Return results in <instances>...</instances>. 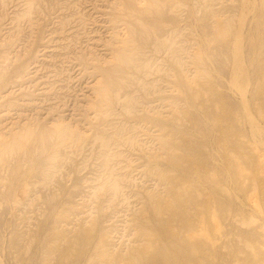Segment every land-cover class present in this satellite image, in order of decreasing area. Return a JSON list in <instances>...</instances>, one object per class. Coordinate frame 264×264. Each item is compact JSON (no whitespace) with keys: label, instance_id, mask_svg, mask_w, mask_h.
<instances>
[{"label":"rangeland","instance_id":"rangeland-1","mask_svg":"<svg viewBox=\"0 0 264 264\" xmlns=\"http://www.w3.org/2000/svg\"><path fill=\"white\" fill-rule=\"evenodd\" d=\"M0 135V264H264V0H0Z\"/></svg>","mask_w":264,"mask_h":264},{"label":"bare ground","instance_id":"bare-ground-1","mask_svg":"<svg viewBox=\"0 0 264 264\" xmlns=\"http://www.w3.org/2000/svg\"><path fill=\"white\" fill-rule=\"evenodd\" d=\"M156 5V4H155ZM153 7V6H152ZM154 8V7H153ZM246 21V20H245ZM243 25H244V23H243ZM241 27H243L242 25H241ZM239 32V31H238ZM240 36V35H239ZM241 37V36H240ZM236 38L238 39L239 37H237L236 36ZM240 39V38H239ZM165 40V39H164ZM235 44H237V43H235ZM233 46H234V44H233ZM239 49H241V48H239ZM239 51V50H238ZM237 52V51H236ZM242 53V52H241ZM236 54H238V53H236ZM240 54V53H239ZM235 55V54H234ZM235 58H237V57H235ZM235 58H234V60H235ZM145 65H147V64H145ZM237 65V64H236ZM233 66V65H232ZM244 66V65H243ZM130 67V66H129ZM240 67V66H239ZM243 68H245V66L243 67ZM244 71V70H243ZM245 73V72H244ZM243 73V74H244ZM240 76V75H239ZM247 76V75H246ZM235 77V76H234ZM241 78V77H240ZM234 79H236V78H234ZM242 79V78H241ZM237 81V80H236ZM123 82V81H122ZM244 85V84H243ZM239 87V86H238ZM242 90V89H241ZM242 92H243V90H242ZM246 93V92H245ZM116 97V96H115ZM244 97H245V95H244ZM118 98V97H117ZM244 99V98H243ZM106 102V101H105ZM113 102V101H112ZM244 106V105H243ZM248 106V105H247ZM248 108H246V110H247ZM224 113V112H223ZM249 117H251V116H249ZM251 119V118H250ZM219 120V119H218ZM221 120V119H220ZM252 120H253V118H252ZM253 123V122H252ZM225 130V129H224ZM61 132V131H60ZM65 132V131H64ZM67 132V131H66ZM72 132H74L73 130L71 131V133L70 134H72ZM106 132V131H105ZM262 132H263V130H262ZM50 133V132H49ZM69 134V133H68ZM1 136V135H0ZM56 136V135H55ZM68 136V135H67ZM88 137V136H87ZM49 138V137H48ZM61 137H59V139H60ZM106 138V137H105ZM64 139V138H63ZM96 139V138H95ZM223 139V138H222ZM54 140H55V138H54ZM224 141V140H223ZM4 142V141H3ZM13 142V141H12ZM57 142V141H56ZM2 144V143H1ZM104 144V143H103ZM106 144V143H105ZM6 145V144H5ZM15 145V144H14ZM107 145V144H106ZM227 146V145H226ZM1 149H2V147H1ZM13 149V148H12ZM53 149V148H52ZM225 149V148H224ZM5 152V151H4ZM3 152V153H4ZM51 152V151H50ZM226 153H227V151H226ZM226 153H224V154H226ZM54 154V153H53ZM1 156V155H0ZM2 156H3V154H2ZM189 157V156H188ZM188 157H187V159H188ZM198 157V156H197ZM191 157H189V159H190ZM193 158H195V157H193ZM193 158H191L190 160H192ZM198 158H200V157H198ZM1 159V158H0ZM111 159V158H110ZM196 159V158H195ZM201 159V158H200ZM199 159V160H200ZM228 159V158H227ZM226 159V162L228 161ZM177 160V159H176ZM198 160V161H199ZM110 161V160H109ZM188 161V160H187ZM200 161H202V159L200 160ZM192 162H194L193 160H192ZM197 162V161H196ZM196 162H194V164H196ZM198 163V162H197ZM200 163V162H199ZM203 163H204V161H203ZM228 163V162H227ZM227 163H225V165H227ZM205 164V163H204ZM108 165V164H107ZM199 165H201V164H199ZM228 165H229V163H228ZM202 167V166H201ZM108 168V167H107ZM190 168V167H189ZM196 168V167H195ZM199 167L197 166V169H198ZM224 168V167H223ZM196 169V170H197ZM199 170V169H198ZM197 170V171H198ZM227 170V169H226ZM190 171V170H189ZM112 172V171H111ZM197 173V172H196ZM167 175V174H166ZM48 176V175H47ZM197 176H199L198 175V173H197ZM111 177V176H110ZM117 178V177H116ZM166 178V177H165ZM168 178L169 177H167V180H168ZM171 178V177H170ZM169 178V179H170ZM124 179V178H123ZM173 179V178H172ZM108 181V180H107ZM109 181H110V179H109ZM114 181V180H113ZM118 181V180H117ZM169 182V181H168ZM113 183H115V182H113ZM111 185H112V183H111ZM104 185H102V187H103ZM113 186L115 187V185L113 184ZM118 186V185H117ZM122 186V185H121ZM113 188V187H112ZM174 188V187H173ZM116 189L117 188H115V190L114 191H116ZM170 190H172V189H170ZM175 190V189H174ZM261 190V189H260ZM111 191H112V189H111ZM122 191V190H121ZM173 191V190H172ZM177 191V190H176ZM179 197V196H178ZM20 198V197H19ZM115 198V197H114ZM206 200V199H205ZM158 201V200H157ZM164 201V200H163ZM204 201V200H203ZM156 202V201H155ZM166 203V202H165ZM162 204H164V203H162ZM207 204H208V202H207ZM157 205V204H156ZM165 205V204H164ZM209 205V204H208ZM171 207H172V209H173V207L174 206H172V205H170ZM183 206V205H182ZM186 206V205H185ZM184 206V207H185ZM195 206V205H194ZM167 207V206H166ZM166 207H165V209H166ZM168 207H169V205H168ZM167 207V208H168ZM178 207V206H177ZM152 209H153V207H152ZM171 209V210H172ZM163 210V209H162ZM169 210V209H168ZM170 210V211H171ZM183 210V209H182ZM185 210V209H184ZM188 210V209H187ZM204 210V209H203ZM186 211V210H185ZM211 211V210H210ZM190 212V211H189ZM189 212H187V213H189ZM165 213V212H164ZM163 213V214H164ZM161 214V213H160ZM162 214V215H163ZM183 215V214H182ZM198 215V214H197ZM184 216V215H183ZM166 217V216H165ZM189 219V218H188ZM187 221V220H186ZM195 221V220H194ZM192 222V221H191ZM171 223V222H170ZM198 223V222H197ZM187 224V223H186ZM189 225L191 226V224L189 223ZM188 225V226H189ZM197 225V224H196ZM192 227H198V226H193L192 225ZM172 228V227H171ZM179 229V228H178ZM197 229H199V228H197ZM196 229V230H197ZM172 230V229H171ZM189 230H190V228H189ZM188 230V231H189ZM188 231H187V233H188ZM192 231V230H191ZM198 232V231H197ZM196 232V233H197ZM88 233V232H87ZM173 233V232H172ZM171 233V234H172ZM180 233V232H179ZM186 233V232H185ZM186 233V234H187ZM191 233V232H190ZM189 233V234H190ZM193 233V232H192ZM185 234V235H186ZM193 234H195V233H193ZM173 235V234H172ZM188 235V234H187ZM181 236V235H180ZM199 236V235H198ZM190 238V237H189ZM150 242L149 243H147V244H149L148 246H144V247H140V248H137L136 250H135V255L133 256V258L131 259H129V263L131 264V261H133V260H136V259H139V261H142V264H159L160 262H163V263H166V264H170V262L173 260H171V261H169L168 259H169V256H170V254H169V252H165V253H161V252H156V251H154V250H152L151 249V247L150 246H152L151 244H153L152 243V238H149L148 239ZM160 241H161V239H160ZM197 241V240H196ZM89 243V242H88ZM179 243H181V240L179 241ZM183 243V242H182ZM194 243H195V241H194ZM200 243V242H199ZM161 244H164V243H161ZM169 246V245H168ZM199 246V245H198ZM170 247H171V245H170ZM178 248V247H177ZM180 248V247H179ZM178 248V249H179ZM198 249H199V247H197ZM166 250V249H165ZM181 251V250H180ZM204 251V250H203ZM202 252V251H201ZM203 253V252H202ZM113 254V253H112ZM211 255V254H210ZM137 256L139 257V258H137ZM174 257V256H173ZM104 258V257H103ZM175 259V258H174ZM176 260H178L177 258H176ZM111 261V260H110ZM122 261V260H121ZM175 261V260H174ZM62 262V261H61ZM105 262V261H104ZM109 262V261H108ZM181 262V261H180ZM179 262V263H180ZM121 263V262H120ZM122 264V263H121ZM173 264V263H172ZM182 264V263H181Z\"/></svg>","mask_w":264,"mask_h":264}]
</instances>
